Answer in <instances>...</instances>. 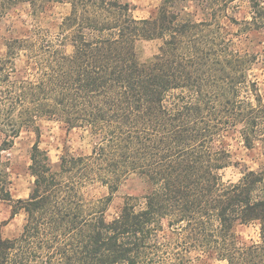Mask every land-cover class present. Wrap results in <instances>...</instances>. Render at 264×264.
Returning <instances> with one entry per match:
<instances>
[{"label": "trees", "instance_id": "trees-1", "mask_svg": "<svg viewBox=\"0 0 264 264\" xmlns=\"http://www.w3.org/2000/svg\"><path fill=\"white\" fill-rule=\"evenodd\" d=\"M47 1L70 4L56 33L37 26L0 58V201L13 202L11 217L25 213L18 236L0 234V264H189L192 252L264 264V172L222 177L227 137L264 154V96L252 74L264 49H239L221 22L264 32V4L248 0L250 19L239 23L224 1L162 0L142 19L127 0ZM151 40L156 52L140 61L139 43ZM42 121L88 130L91 152L52 162L39 145ZM22 130L36 133L33 182L13 199L6 152ZM132 174L149 190L107 221L110 198L88 199L86 188L112 192ZM254 222L259 240L241 244L235 227Z\"/></svg>", "mask_w": 264, "mask_h": 264}, {"label": "rangeland", "instance_id": "rangeland-1", "mask_svg": "<svg viewBox=\"0 0 264 264\" xmlns=\"http://www.w3.org/2000/svg\"><path fill=\"white\" fill-rule=\"evenodd\" d=\"M31 0H0V58L6 54V43L9 39L25 37V34L35 27L49 30L51 34L57 31V24L70 10L68 3L46 2L35 0L31 6ZM132 14L136 18L149 17L156 13L162 0H129ZM225 2L227 15L239 23L250 19L248 0H211V3ZM264 4V0H260ZM191 12L196 11V17L202 15L200 6H191ZM221 22L229 32L237 34L234 38L241 50L249 52H262L264 49V32H249L243 30V25L230 22L228 18H222ZM158 41H142L138 45V57L140 61L149 59L157 50ZM262 56H259L261 59ZM21 66L25 58L21 56L16 60ZM257 84V92L264 96V64L258 61L252 69ZM39 145L47 150L51 161L58 162L59 156L69 151L74 154H89L93 145V138L88 130L83 128H67L64 124L54 121H42L40 124ZM36 140L33 130H22L15 138L13 146L6 152L10 160L9 180L10 192L14 199L27 198L30 192L33 177L28 166L30 164V152ZM231 153V164L222 171L225 182H237L245 171L264 172V154L260 145L247 148L237 136H229L226 139ZM149 190L148 183L143 177L132 174L123 179L114 191H109L106 186L93 184L86 188L88 199L110 198L105 211L107 221L116 217L127 196L141 197ZM13 202L0 201V232L4 237H15L22 230L25 213L11 217ZM239 242L246 244L259 240L258 223L239 224L235 227ZM189 264H227L225 260L215 257H206L205 254L192 252Z\"/></svg>", "mask_w": 264, "mask_h": 264}, {"label": "crops", "instance_id": "crops-1", "mask_svg": "<svg viewBox=\"0 0 264 264\" xmlns=\"http://www.w3.org/2000/svg\"><path fill=\"white\" fill-rule=\"evenodd\" d=\"M127 1H129V0H127ZM130 2V1H129ZM131 3V2H130ZM135 17V16H134ZM136 18V17H135ZM143 18H147V17H143ZM138 19H142V18H138ZM12 195V194H11ZM13 197V196H12ZM14 199V198H13ZM17 199H19V198H17ZM22 211H20L19 213H21ZM18 214V213H17ZM15 216V215H14ZM24 220H25V218H24ZM23 227V226H22ZM21 232V231H20ZM0 234H1V232H0ZM19 235V234H18ZM17 235V236H18ZM1 236H2V234H1ZM3 238H14V237H4V236H2ZM16 237V236H15Z\"/></svg>", "mask_w": 264, "mask_h": 264}]
</instances>
